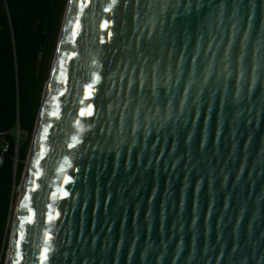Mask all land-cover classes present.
<instances>
[{
	"label": "water",
	"instance_id": "obj_1",
	"mask_svg": "<svg viewBox=\"0 0 264 264\" xmlns=\"http://www.w3.org/2000/svg\"><path fill=\"white\" fill-rule=\"evenodd\" d=\"M2 264H264V0H66Z\"/></svg>",
	"mask_w": 264,
	"mask_h": 264
},
{
	"label": "trees",
	"instance_id": "obj_2",
	"mask_svg": "<svg viewBox=\"0 0 264 264\" xmlns=\"http://www.w3.org/2000/svg\"><path fill=\"white\" fill-rule=\"evenodd\" d=\"M65 1L5 0L7 14L0 8V131L6 140L0 164V264L13 188L25 163Z\"/></svg>",
	"mask_w": 264,
	"mask_h": 264
},
{
	"label": "rangeland",
	"instance_id": "obj_3",
	"mask_svg": "<svg viewBox=\"0 0 264 264\" xmlns=\"http://www.w3.org/2000/svg\"><path fill=\"white\" fill-rule=\"evenodd\" d=\"M66 3V1H65ZM65 7V5H64ZM63 11H64V8H63ZM63 11L61 13V17H60V23H61V19H62V15H63ZM60 23H59V27H60ZM59 27L56 31V36H55V39H54V47H55V43H56V40H57V36H58V31H59ZM54 51V49H53ZM53 55V54H52ZM52 59V57H51ZM50 63H51V60H50ZM49 67H50V64H49ZM49 71V69H48ZM47 75H48V72H47ZM47 78V77H46ZM46 80V79H45ZM45 82V81H44ZM44 85V84H43ZM43 88V87H42ZM42 91V90H41ZM26 159V158H25ZM22 172V171H21ZM20 176H21V173H20ZM19 180H20V177L17 181V183L14 185V188H13V199L11 201V206H10V212H9V218H8V231L10 229V225H11V219H12V214H13V209H14V205H15V200H16V196L18 194V184H19ZM7 239H8V235H7ZM7 251V242H6V246H5V249H4V254L5 252Z\"/></svg>",
	"mask_w": 264,
	"mask_h": 264
},
{
	"label": "built area",
	"instance_id": "obj_4",
	"mask_svg": "<svg viewBox=\"0 0 264 264\" xmlns=\"http://www.w3.org/2000/svg\"><path fill=\"white\" fill-rule=\"evenodd\" d=\"M0 8H3L5 10L6 14H7L5 0H0ZM14 133H15V138L17 139V137H18V128L14 129ZM5 148H6V140H5L3 132L0 131V164L2 162L3 151L5 150Z\"/></svg>",
	"mask_w": 264,
	"mask_h": 264
},
{
	"label": "snow or ice",
	"instance_id": "obj_5",
	"mask_svg": "<svg viewBox=\"0 0 264 264\" xmlns=\"http://www.w3.org/2000/svg\"><path fill=\"white\" fill-rule=\"evenodd\" d=\"M65 195H67V193H65ZM50 219H52V217H50Z\"/></svg>",
	"mask_w": 264,
	"mask_h": 264
}]
</instances>
